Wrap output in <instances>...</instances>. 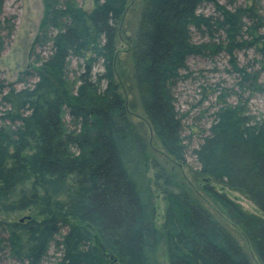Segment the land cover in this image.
<instances>
[{
    "label": "trees",
    "instance_id": "16d2710c",
    "mask_svg": "<svg viewBox=\"0 0 264 264\" xmlns=\"http://www.w3.org/2000/svg\"><path fill=\"white\" fill-rule=\"evenodd\" d=\"M42 1L34 64L18 78L23 86L0 81V211L37 215L0 221V253L16 264H42L54 244L59 264H251L186 186L149 158L144 132L128 119L115 80L128 0H92L90 10L76 0ZM221 1L142 0L133 80L151 130L179 165L188 147L173 90L187 60L224 50L251 85L254 75L236 67L233 51L254 45L264 53L256 0L233 9L235 0ZM207 4L216 15L200 12ZM197 33L210 42L195 41ZM42 48L44 55L36 53ZM72 58L82 71L70 89ZM212 118L192 150L200 176L244 194L264 216V118L226 104ZM153 186L164 202L160 225ZM217 197L264 264V218Z\"/></svg>",
    "mask_w": 264,
    "mask_h": 264
},
{
    "label": "rangeland",
    "instance_id": "374dc122",
    "mask_svg": "<svg viewBox=\"0 0 264 264\" xmlns=\"http://www.w3.org/2000/svg\"><path fill=\"white\" fill-rule=\"evenodd\" d=\"M76 2L88 10L92 7V0H76ZM221 3L225 4V1L222 0ZM249 4H252L250 0H235L234 5L228 7L233 9L234 6L244 7ZM255 6L258 15L264 17V0H256ZM141 8L142 0H128L125 13L119 22L116 41L115 80L125 101L128 119L134 127L144 132L149 158L163 167L167 174L175 176V182H181L186 186L190 195L231 234L251 264H261L254 247L243 231L228 217L217 196H226L247 213L260 215L263 218L264 216L244 194L200 176L199 165L192 150L207 134L214 111L224 104L242 106L251 117L264 118V53L254 45L233 51L236 67L246 69L254 75L255 84L251 85L242 80L224 50L214 55L195 56L187 60V67L180 72V78L173 90L175 108L182 119V135L188 147L186 163L179 165L168 156L151 130L133 80L132 42ZM200 12L205 15L215 14L214 8L209 4L202 6ZM43 14L42 0H4L0 20V81L11 83L15 88L23 86V83L18 82V78L34 64L35 56L31 52V47L39 31ZM194 40L208 42L209 38L197 33L194 34ZM43 50L44 48L37 49L36 53L44 55ZM81 71V62L76 58L70 59L67 70L70 89L77 86L76 80ZM99 71L101 67L96 66L94 72ZM3 109L0 105V114ZM65 121L69 122V118L66 117ZM1 127L5 125L0 121ZM153 174L154 170L150 169L149 177L154 184ZM153 189L157 207L156 224L160 225L164 202L162 195L154 186ZM32 214L37 215L31 211L20 213L0 211V221L12 220L22 223ZM7 256V251L0 253V264H16L13 260L7 259ZM59 261L60 253L52 244L42 264H59Z\"/></svg>",
    "mask_w": 264,
    "mask_h": 264
}]
</instances>
